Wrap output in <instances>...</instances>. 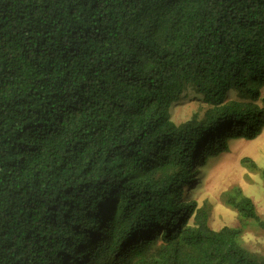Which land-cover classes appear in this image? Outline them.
Listing matches in <instances>:
<instances>
[{
    "label": "trees",
    "instance_id": "16d2710c",
    "mask_svg": "<svg viewBox=\"0 0 264 264\" xmlns=\"http://www.w3.org/2000/svg\"><path fill=\"white\" fill-rule=\"evenodd\" d=\"M261 85L264 0H0V264H264L185 196L195 154L261 133L225 99ZM187 86L211 106L176 124Z\"/></svg>",
    "mask_w": 264,
    "mask_h": 264
},
{
    "label": "rangeland",
    "instance_id": "374dc122",
    "mask_svg": "<svg viewBox=\"0 0 264 264\" xmlns=\"http://www.w3.org/2000/svg\"><path fill=\"white\" fill-rule=\"evenodd\" d=\"M225 99L252 102L264 108V85L259 86L258 94H251L246 89H229ZM210 106L193 86H187L178 100L172 103L170 119L176 124L191 118L200 120ZM246 157L251 158L259 167H264V126L253 139H229L227 151L203 159L195 154L194 177L186 186L185 196L189 201L195 200L197 207L206 208L211 228L241 227L243 246L253 253L264 255V229L252 220L242 221L237 211L225 201L226 193L238 186L245 195L252 198L258 213L264 218V180L259 170L250 169L243 163Z\"/></svg>",
    "mask_w": 264,
    "mask_h": 264
}]
</instances>
